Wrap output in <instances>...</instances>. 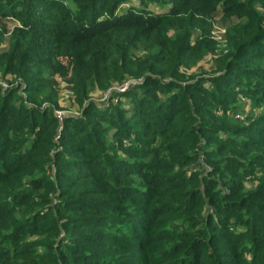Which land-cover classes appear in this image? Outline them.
I'll return each mask as SVG.
<instances>
[{
  "label": "trees",
  "instance_id": "obj_1",
  "mask_svg": "<svg viewBox=\"0 0 264 264\" xmlns=\"http://www.w3.org/2000/svg\"><path fill=\"white\" fill-rule=\"evenodd\" d=\"M71 1L0 0V76L16 83L0 87V264H264V127L239 138L205 84L242 71L263 105L264 0H172L166 15ZM221 6L247 24L218 78L197 80L183 71L194 31ZM57 75L84 113L60 138ZM128 82L142 85L124 94L132 117L92 112L95 91Z\"/></svg>",
  "mask_w": 264,
  "mask_h": 264
},
{
  "label": "rangeland",
  "instance_id": "obj_2",
  "mask_svg": "<svg viewBox=\"0 0 264 264\" xmlns=\"http://www.w3.org/2000/svg\"><path fill=\"white\" fill-rule=\"evenodd\" d=\"M65 1L66 5L72 11L76 10L74 2L71 0ZM220 4L221 3H219V5ZM174 5L175 2L172 0H123L119 13L122 14L127 12L129 9L134 8L140 10L147 9L155 14L166 15L172 10ZM255 8L259 9L260 5H256ZM236 10L237 9L224 11V8L221 6L220 10L214 17L202 20L201 26L194 31V38L191 42L192 56L186 61L188 63V67L183 68L184 73L192 75L197 80H204L209 77L215 79L218 78L222 59H224L231 50L230 38L235 32L232 31V28L235 27V25H238V27L244 29V26L247 24V17H244L243 13L237 12ZM262 14L264 16L263 12ZM5 24L8 31L17 27L16 21H5ZM241 73L242 71L238 72L235 70L228 75L229 79L228 81L226 80V82L223 80L218 83L205 81V84H207L206 87L209 91H211L213 84L222 86L223 97L221 100L217 101V104L214 106H217L220 112L226 110L227 115L237 126H246L248 128L247 130L250 134H247V136L240 135L242 137L239 138H249L250 141H253L257 134H259L258 130L264 127V102L263 105L257 106V104L252 103L251 95L239 87L241 84L245 83V76ZM56 81L59 108L55 110V115L60 124L58 128V138H60L63 136L65 130L64 122L69 118H82L84 113L82 107L77 102L76 96L71 92L66 79L57 75ZM15 84L16 83L12 77L3 79L0 76V87L6 89L8 86H15ZM128 85L129 86L114 85L109 90L95 91L89 99L95 107L92 109V112L106 113V110L110 109L109 105L113 103L114 105L122 106L120 114H127L131 116L134 112L128 110L132 106L130 103L135 94H132L131 96L124 94L130 90L139 93L140 86L142 85L139 86L136 82H132ZM222 102H226V107L221 105ZM111 130L116 129L114 128ZM134 136L136 135H132L131 139L135 138ZM123 143H125V141ZM112 144L120 143L116 142L115 138H110V145ZM114 151L115 149L112 148L109 152H113L112 154L115 155L116 152ZM115 159L127 164H135L140 160L138 159L136 161V159H131L122 151H120L119 155L116 156ZM246 187L248 191H252L255 188L253 179H248ZM40 222V224L48 225L47 220H41ZM114 226H116V224L111 223L112 228L118 229L119 227V225H117V227ZM88 264H96V262H89Z\"/></svg>",
  "mask_w": 264,
  "mask_h": 264
},
{
  "label": "built area",
  "instance_id": "obj_3",
  "mask_svg": "<svg viewBox=\"0 0 264 264\" xmlns=\"http://www.w3.org/2000/svg\"><path fill=\"white\" fill-rule=\"evenodd\" d=\"M130 83H132V82H128V83H126V84H124V85L129 86L128 84H130ZM136 84H139V83L136 82Z\"/></svg>",
  "mask_w": 264,
  "mask_h": 264
}]
</instances>
